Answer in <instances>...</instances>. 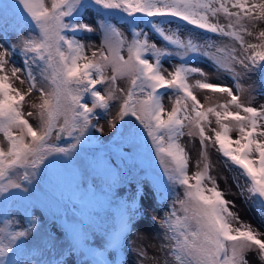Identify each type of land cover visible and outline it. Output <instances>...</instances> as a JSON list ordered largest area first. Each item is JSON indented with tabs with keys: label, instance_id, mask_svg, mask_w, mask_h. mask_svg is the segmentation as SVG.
<instances>
[{
	"label": "snow or ice",
	"instance_id": "snow-or-ice-1",
	"mask_svg": "<svg viewBox=\"0 0 264 264\" xmlns=\"http://www.w3.org/2000/svg\"><path fill=\"white\" fill-rule=\"evenodd\" d=\"M89 12L98 17L95 29L84 22ZM259 22H264V0H0V136L7 145H0V207L5 209L0 264H65V252L80 254L81 264H113L106 253L119 247L141 214L137 197L120 205L104 248H93L86 220L97 190L104 188L77 183L76 170L72 182L64 184L60 166L67 167L96 139L93 132L103 133L97 110L107 115L114 103L118 109L107 121L113 148L93 157L92 171L110 190L124 178L121 166L110 159L114 153L130 170L138 161L144 179L165 198L176 186L182 189L157 221L164 254L158 264H249V252L264 264V233L233 211L235 202L219 188L209 157V148L215 149L225 167L244 178L243 185L237 184L239 195L264 217V104L251 106L253 91L264 96V29L253 32ZM95 31L98 46L82 38ZM10 35L17 37L15 43ZM173 59L178 62L165 68L164 62ZM194 61L207 63L217 80L224 76L232 84L212 82ZM251 73L261 77L259 89L241 83ZM121 80L126 87H120ZM14 81L26 84V90ZM196 90L227 99L205 105ZM34 93L39 94L38 102L29 105L34 111L25 112ZM166 94L170 110L163 102ZM185 135L200 144L191 173L181 142ZM148 141L163 180L151 175L144 159ZM46 175L67 191L49 201L53 215L63 211L67 248L59 251L51 236L29 243L41 225L27 209L26 226L6 218L9 203L27 198L38 177Z\"/></svg>",
	"mask_w": 264,
	"mask_h": 264
},
{
	"label": "rangeland",
	"instance_id": "rangeland-1",
	"mask_svg": "<svg viewBox=\"0 0 264 264\" xmlns=\"http://www.w3.org/2000/svg\"><path fill=\"white\" fill-rule=\"evenodd\" d=\"M96 20H98V17L92 12L84 15V22L92 24L94 29L97 27V24L94 22ZM173 27H175V25H173ZM261 29H264V22H259L253 29V32H258ZM21 35L26 36L28 33L23 32ZM82 38L86 43L90 42L98 46L100 42V33L99 31H95L86 34ZM213 38L216 39V37ZM245 39L249 42H257L254 37L246 36ZM16 40L17 37L15 35L9 36L10 43H15ZM177 62L176 59L165 61L164 66L170 69L171 65ZM16 63L17 66H19L21 60L17 58ZM193 63L195 66L204 68L212 78V82L232 84V81L224 76H221V78L217 80L213 69L209 67L207 63L202 61H194ZM241 83H243L245 87L251 86L253 89H259L261 86V77L257 73H251L247 78H243ZM14 84L22 90H26L27 88L26 84L21 85L19 81H14ZM118 84L120 87H126V82L123 80L118 81ZM101 91H103L102 88ZM196 94L198 99L201 100V103L205 105L227 99L226 96H220L219 94L213 95L209 92L200 90H196ZM38 95V93H34L29 98V102L25 105V112L32 110L29 105L31 102H38ZM169 95L170 94H166L163 96V102L165 107L170 110L171 101L169 100ZM252 95L255 96V99L252 101L251 106L259 108L261 104H264V96L260 95L258 91H253ZM205 96L210 97V99L205 100ZM247 98V94L242 96V100L245 102H247ZM117 109L118 104L114 103L111 111L107 115H105L102 110H97L98 120L96 122L99 126L104 128L103 133L93 132L96 139L84 145L71 164L67 167L60 166L62 177L64 184H69L72 182V171L76 170L78 173L76 177L77 183H81L84 187L91 186L94 190L97 189V186L104 188L103 192L97 190L98 200L92 206L90 215L91 221H86L89 233L87 242L91 247L98 250L104 248L108 233H110L118 223L120 205L125 202H131L133 196H136V206L142 207V212L132 220L126 237L121 238L119 247L109 249L106 253V257L112 261L113 264H158V262L163 261L164 254L159 251L162 231L157 221L169 210L168 206L172 204L175 197L178 194L182 196V189L176 186L175 191L168 194L167 198H165L166 194L158 193L151 180L146 181L144 179V172L141 171V166L138 161L136 162L135 168L132 169L133 177H128L127 175L132 173V170H130L132 166L129 165V170L121 173V175L124 176L123 182H121L122 179L119 180L110 190L103 184L101 179L96 176L89 166V162L93 157L101 153H108L112 150L114 136L112 130L107 127V121L115 116ZM29 120L34 126L36 125L35 119L29 117ZM212 126L215 127L214 119ZM185 131L187 132V129ZM232 135L235 137L236 133L233 132ZM181 142L190 155L189 173H191L196 170V162L199 159V139L185 135L181 138ZM0 145H3L5 148L7 146L2 136H0ZM113 155L114 158L110 159L114 161L115 165H125L121 164L116 154L113 153ZM143 155L151 175L155 176L158 180H163V169L156 159L154 151H151L150 144L145 148ZM209 157L212 165L210 171L211 174L216 177L219 188L225 193L226 199L235 202L233 211L238 213L242 221L251 224L254 230L264 233V217L259 214L257 209L253 207L250 202L245 200V197L239 195L240 188L237 187V184L243 185L245 183L244 178L239 177L235 169L229 170L226 168L222 156L216 152L215 149L209 148ZM38 180L39 183L32 186V191L28 194L27 198L16 199L9 203L6 209L8 213L6 218L10 221H18L19 225L17 226H26L24 221L25 210L27 209L28 212L37 217L41 225V230L37 234L35 240L29 243H36L46 236H51L56 242V250L59 251L62 248H67V238L63 227V211H61L59 215H53L54 210L50 207L49 201L53 195L58 198L62 190H64L65 195H67V191L64 189V185H61L60 188H56L54 181H51L50 177L47 175L38 177ZM145 187L148 189L147 192L144 190ZM137 188L140 189L139 192H137ZM140 197H143L142 201ZM4 211L5 209L0 207V222L5 219ZM69 215H71L70 211ZM262 238H264V236H262ZM140 250L145 251L146 255L143 257L140 256ZM45 255H47V253ZM246 258L249 264H261L255 252H249ZM63 259L65 264H81L83 257L78 253L69 255L65 252Z\"/></svg>",
	"mask_w": 264,
	"mask_h": 264
},
{
	"label": "trees",
	"instance_id": "trees-1",
	"mask_svg": "<svg viewBox=\"0 0 264 264\" xmlns=\"http://www.w3.org/2000/svg\"><path fill=\"white\" fill-rule=\"evenodd\" d=\"M148 144H150V141L147 142L146 147L148 146ZM110 158H114V155L112 154ZM113 166H115V164H114ZM121 168L123 169L122 173H124V171H128V170H129V166L122 165ZM129 172H130V171H129ZM132 174H133V170H132V173L127 174V175H128V177H133ZM127 175H126V177H127ZM123 177H124V176H123ZM120 180H121V179H120ZM123 180H124V178L122 179L121 182H123ZM85 212H86V215H87L88 212H87V211H85ZM88 220L91 221V218L87 219L86 221H88Z\"/></svg>",
	"mask_w": 264,
	"mask_h": 264
}]
</instances>
